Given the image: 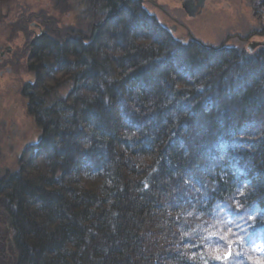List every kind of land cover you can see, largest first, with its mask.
Segmentation results:
<instances>
[{"label": "trees", "instance_id": "16d2710c", "mask_svg": "<svg viewBox=\"0 0 264 264\" xmlns=\"http://www.w3.org/2000/svg\"><path fill=\"white\" fill-rule=\"evenodd\" d=\"M94 5L86 40L31 44L41 134L0 179L13 263L221 264L231 231L228 264H264V47L182 43L138 0Z\"/></svg>", "mask_w": 264, "mask_h": 264}, {"label": "rangeland", "instance_id": "374dc122", "mask_svg": "<svg viewBox=\"0 0 264 264\" xmlns=\"http://www.w3.org/2000/svg\"><path fill=\"white\" fill-rule=\"evenodd\" d=\"M138 1L156 23L167 30L172 26L175 28L172 36L182 37L185 42L197 40L215 49L232 47L248 55L264 47L253 45L264 42V4L261 0H205L204 6L192 17L181 8V0ZM95 2L0 0V50L4 52L5 46L12 50L0 61V179L17 170L22 150L36 143L41 134V129L28 114L27 99L22 91L34 79L33 52L29 49L33 29L24 27L26 22L41 25L40 30L36 28V34L42 33L40 37L54 38V34L63 36L66 32L78 31L86 40L91 26L105 15V9L94 5ZM64 88H60L62 92L69 86ZM4 229L9 238L7 243L5 240V262L9 260L15 264L14 231L9 213L0 202L1 234ZM7 245L13 247V252L7 250Z\"/></svg>", "mask_w": 264, "mask_h": 264}, {"label": "snow or ice", "instance_id": "6c2138e0", "mask_svg": "<svg viewBox=\"0 0 264 264\" xmlns=\"http://www.w3.org/2000/svg\"><path fill=\"white\" fill-rule=\"evenodd\" d=\"M229 237H232L231 241L227 244L228 251L221 254L220 251H217L215 259L219 260L221 264H228V261L232 259V257L238 253L233 252V248L237 246H242L245 243V237L243 235H237L234 232H229L226 236H218V239H224L226 241L229 240ZM212 237H206V239H211ZM264 251V249H261Z\"/></svg>", "mask_w": 264, "mask_h": 264}, {"label": "water", "instance_id": "95a60500", "mask_svg": "<svg viewBox=\"0 0 264 264\" xmlns=\"http://www.w3.org/2000/svg\"><path fill=\"white\" fill-rule=\"evenodd\" d=\"M204 1L205 0H190L188 2H185L183 4L184 11L188 14V16L192 17L197 14L204 6ZM253 45H264V42L256 43Z\"/></svg>", "mask_w": 264, "mask_h": 264}, {"label": "bare ground", "instance_id": "6f19581e", "mask_svg": "<svg viewBox=\"0 0 264 264\" xmlns=\"http://www.w3.org/2000/svg\"><path fill=\"white\" fill-rule=\"evenodd\" d=\"M188 1H190V0H181L180 5H181V8H182L183 10H184V8H183V4H184L185 2H188ZM204 2H205V1H204ZM184 12H185V11H184ZM185 13H186V12H185ZM186 14H187V13H186ZM187 15H188V14H187ZM27 22H28V21H27ZM27 22H26V25L24 26V27H26V28H28V27L30 26L29 24H32L34 21H33V22L30 21V22H28V23H27ZM27 24H28V25H27ZM173 27H175V26H173ZM166 30H167V29H166ZM174 30H175V28H172V26H170V29L168 28V31L170 32L171 35H172L171 32H174ZM41 34H42V33L40 32L39 35H37V36L40 37ZM173 37L176 38V39H179V41L182 42V43H183V42H184V43L188 42V41L185 42V41L183 40L182 37H181V38H180V37H175V36H173ZM35 38H36V36L32 37V38L30 39V41H32V42H33V41H36V40H34ZM182 46H184V45H182ZM6 47H7V46H5V48H6ZM9 48H10V47H9ZM33 65H34V63H33ZM142 74L144 75V74H147V73H146V72H143ZM34 144H35V143H34ZM1 262L3 263V261L0 259V264H2ZM4 262H5V261H4Z\"/></svg>", "mask_w": 264, "mask_h": 264}, {"label": "flooded vegetation", "instance_id": "af4514ba", "mask_svg": "<svg viewBox=\"0 0 264 264\" xmlns=\"http://www.w3.org/2000/svg\"><path fill=\"white\" fill-rule=\"evenodd\" d=\"M28 25V24H27ZM30 25V27L33 29V33H32V37H34V36H36V38L34 39V40H37L38 38H40L39 36H37V35H39V34H36V28L38 29V30H40V27H41V25L40 24H36V23H32V24H29ZM31 44H32V41H30V44H29V49H31L32 50V46H31ZM28 48V47H27ZM25 49H26V47H25ZM12 52V50H11V48H9V46H7L6 48H4V52L2 51V50H0V61H1V59H2V57L5 55V54H7V53H11Z\"/></svg>", "mask_w": 264, "mask_h": 264}]
</instances>
